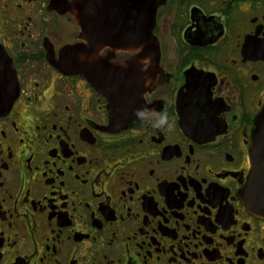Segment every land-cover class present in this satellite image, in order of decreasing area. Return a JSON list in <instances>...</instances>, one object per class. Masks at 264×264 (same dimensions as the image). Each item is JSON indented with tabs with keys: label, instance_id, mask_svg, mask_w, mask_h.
Instances as JSON below:
<instances>
[{
	"label": "flooded vegetation",
	"instance_id": "1",
	"mask_svg": "<svg viewBox=\"0 0 264 264\" xmlns=\"http://www.w3.org/2000/svg\"><path fill=\"white\" fill-rule=\"evenodd\" d=\"M73 1L0 0L18 89L0 111V264H264L247 193L264 0H154L147 38L137 1L91 0L86 37L60 12ZM69 46L106 69L61 70ZM188 76L202 95L183 128Z\"/></svg>",
	"mask_w": 264,
	"mask_h": 264
},
{
	"label": "water",
	"instance_id": "2",
	"mask_svg": "<svg viewBox=\"0 0 264 264\" xmlns=\"http://www.w3.org/2000/svg\"><path fill=\"white\" fill-rule=\"evenodd\" d=\"M138 2V37L147 38L150 36L153 28L154 20V0H126L123 5L126 9L134 6ZM91 0H75L63 5L60 10L62 15L70 13L74 21L81 29V35L87 36L90 26V6ZM129 13V9H127ZM85 48L78 49L77 46H69L63 51V60L59 63L61 70L69 73H82L87 79L98 77L97 71H92L90 67L103 69L104 66L98 67L97 63L92 65L87 60L88 51ZM2 56V57H1ZM106 69V68H105ZM15 76L11 74L7 61L0 55V111L6 110L11 106L13 100L17 96L18 89L15 88ZM190 79V80H189ZM196 78L188 76L187 78V91L185 94L182 92L178 96V111L181 117V125L185 127H193L194 123H185V120H191L189 115L193 109V102L199 99L202 92L196 85ZM197 80V79H196ZM14 84L11 89L10 85ZM119 98H115L114 102L118 103ZM252 169L248 179L247 193L251 201L257 207L264 206V109L255 118V130L253 132V147L251 149Z\"/></svg>",
	"mask_w": 264,
	"mask_h": 264
}]
</instances>
